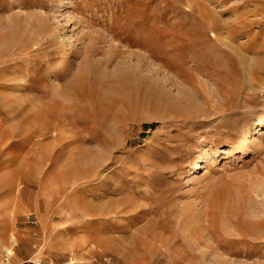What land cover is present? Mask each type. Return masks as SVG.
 <instances>
[{"label": "rangeland", "instance_id": "obj_1", "mask_svg": "<svg viewBox=\"0 0 264 264\" xmlns=\"http://www.w3.org/2000/svg\"><path fill=\"white\" fill-rule=\"evenodd\" d=\"M260 118L264 0H0V264H264Z\"/></svg>", "mask_w": 264, "mask_h": 264}, {"label": "bare ground", "instance_id": "obj_2", "mask_svg": "<svg viewBox=\"0 0 264 264\" xmlns=\"http://www.w3.org/2000/svg\"><path fill=\"white\" fill-rule=\"evenodd\" d=\"M54 1V0H53ZM65 2V1H64ZM49 3V2H48ZM80 22V21H79ZM87 34H85V36H86ZM223 42H225V38L223 39ZM61 47H62V45H61ZM85 47H86V45H85ZM61 49L62 48H60L59 49V51H61ZM87 49V48H86ZM86 49H85V51H86ZM145 53V52H144ZM149 53H147L146 55H143V53H142V57L141 58H139V59H137V66H135L134 67V69L132 68V67H130V64H129V67H127V66H125V67H120L119 69H118V72H119V74H121V80L123 81V82H125V83H134L135 84V86L136 85H138L137 86V88L138 87H142V86H139V84H141V85H144L146 88H147V86H148V89L150 88V91H151V87H150V85L153 83V84H155V82H153V80H154V78H153V72H154V66H155V64H153V62H152V55L151 54H149ZM140 55V54H139ZM148 55V56H147ZM141 56V55H140ZM147 56V57H146ZM150 58V59H149ZM126 59H128V58H126ZM107 60V59H106ZM155 62V61H154ZM143 63H145L147 66H149L151 69L150 70H145V72H143L142 71V64ZM87 65V64H86ZM154 67V68H153ZM130 68V69H129ZM159 68V67H158ZM93 69V68H92ZM138 72H142V73H145L146 74V79H144V77L142 78L141 77V75L138 77ZM53 74V73H52ZM142 75H144V74H142ZM169 76V75H168ZM52 77H55V75L53 74V75H51V77L49 78V83H50V81H51V78ZM92 77V76H91ZM157 77V76H156ZM155 81H156V79H155ZM152 84V85H153ZM156 85V84H155ZM130 86V85H129ZM156 87V86H155ZM136 88V89H137ZM154 88V87H153ZM158 88V87H157ZM156 88V89H157ZM135 89V88H134ZM140 90V89H139ZM146 90V89H145ZM160 90V89H159ZM140 91H142V90H140ZM158 92V91H157ZM218 92V91H217ZM219 94V93H218ZM160 98H162V97H160ZM164 101H167L168 103H169V106L174 110V111H176L177 113H179L180 115H182L183 117H193V116H196V115H199L198 114V112H199V108H198V106H197V104H194V103H192V102H190L189 100V102H183V101H175L174 99H172V97L170 96V95H165L164 96ZM205 102V101H204ZM202 105V104H201ZM205 106V105H204ZM199 107H200V104H199ZM200 109H201V107H200ZM201 111H202V109H201ZM226 111H227V108H224L223 110H222V114H224V113H226ZM263 128H264V119L263 118H260L259 120H258V123L253 127V128H249V129H247L246 130V132H244L245 133V135H244V137H242L243 139H242V141L244 140V139H246V138H252V137H254L253 138V144L252 145H247V148L246 149H248V148H251L250 149V151H253V153H256V152H254V151H257V150H259V148L261 147V144H262V142H261V140H260V134L262 133V130H263ZM241 140V139H240ZM247 140V139H246ZM245 140V141H246ZM248 141H250V140H248ZM246 146V145H245ZM202 149H204V151H206V145H203V147H202ZM203 151V152H204ZM195 158H194V162L189 166L190 167V169L188 170V172L187 173H190V175H192V174H194V173H196V172H198V170H200L201 168H203L206 164H208L209 162V160H210V158L208 157V158H205V159H203V160H200V158L198 157V155H195L194 156ZM10 176V175H9ZM13 182V181H12ZM8 186V185H7ZM9 187H11V185L9 186ZM10 189H12V187L10 188ZM234 199V198H233ZM231 201H233V200H231ZM230 201V202H231ZM231 203H233V204H231L230 205V207L232 208V209H235V208H243V204H245L246 203V198L244 197V198H241V199H238L237 198V200L235 199V201L234 202H231ZM224 204V203H223ZM223 210V209H222ZM234 212V211H233ZM204 213V212H203ZM206 214V213H205ZM201 217V216H200ZM206 219V218H205ZM5 243V242H4ZM8 243V242H7ZM6 243V244H7ZM9 244V243H8ZM2 246V248H3V241H1V238H0V247ZM4 250L7 252V255L9 256V255H12V250H11V248H9V247H6V246H4ZM7 256V257H8ZM217 261V260H216Z\"/></svg>", "mask_w": 264, "mask_h": 264}]
</instances>
